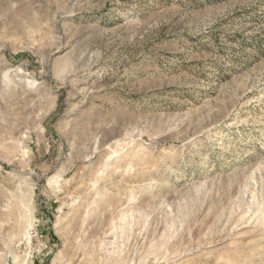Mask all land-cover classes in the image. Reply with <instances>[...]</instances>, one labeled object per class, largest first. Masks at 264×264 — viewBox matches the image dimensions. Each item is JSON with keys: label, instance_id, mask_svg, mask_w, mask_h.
Here are the masks:
<instances>
[{"label": "rangeland", "instance_id": "374dc122", "mask_svg": "<svg viewBox=\"0 0 264 264\" xmlns=\"http://www.w3.org/2000/svg\"><path fill=\"white\" fill-rule=\"evenodd\" d=\"M0 264H264V0H0Z\"/></svg>", "mask_w": 264, "mask_h": 264}]
</instances>
